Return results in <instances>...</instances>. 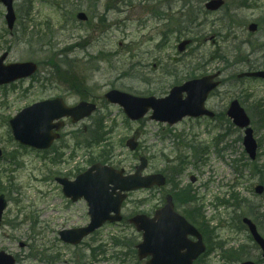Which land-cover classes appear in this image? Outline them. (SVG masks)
Returning a JSON list of instances; mask_svg holds the SVG:
<instances>
[{
	"label": "rangeland",
	"instance_id": "374dc122",
	"mask_svg": "<svg viewBox=\"0 0 264 264\" xmlns=\"http://www.w3.org/2000/svg\"><path fill=\"white\" fill-rule=\"evenodd\" d=\"M225 1V8L206 15L203 10L205 0H15L18 21L13 33L6 25V8L0 4V55L8 47L7 62L32 59L39 64L37 75L18 81L16 85L0 87V146L7 159L12 152L17 157L16 162L0 160V182L4 186V191L0 192H5L9 199L4 223L0 227V250L15 255L18 264H146L145 260L137 258L135 251L142 236L135 226L129 224L128 218L141 212L151 214L159 207L164 191L157 189L129 193L122 209L126 219L119 224H105L81 245H66L59 240V230L86 224L89 217L86 203H70L55 177L64 173L73 175L76 167L83 169L90 165L89 160L102 159L101 148L97 146L79 150L74 160H70L69 152L73 144L92 132L97 119L103 117L104 127L111 130V134L107 143L101 146L111 144L114 153L112 160L111 155L107 157L109 163L124 168L126 172H132L139 163L138 152L148 157L150 163L146 171L150 173L168 167L177 155L184 154L183 144L204 147L200 153L204 154L203 160L187 164L178 180L183 187L192 182V175L197 177L193 186L200 193L202 212L212 225L217 226L216 232L220 235L215 237L211 231L213 226L205 222L204 216L201 215L203 222L198 219L199 213L191 208H199L196 206L198 202L178 208L196 220L192 222L199 228V222L203 223L207 252L198 264H239L231 261L229 252L219 249L223 240L228 243L227 250L247 246L243 260L261 261V252L239 221L240 216L249 215L264 236V218L261 217L264 207H260L264 204V194L255 192V186L261 181L250 177L249 156L239 140L243 132L227 122L221 127L218 125L220 121L208 119L190 118L167 126L152 121L147 115L143 120L132 122L122 108L103 98L114 88L133 95H146L150 91L157 92L159 82L162 85L158 87L177 84L184 78L182 73L200 75L223 68L226 71L222 75L223 84L212 94L209 107L221 113L236 97L253 112L255 102L264 100V82L237 81L233 75L254 63L264 62V50L257 54L260 58H248L240 53L242 48L250 55L252 49L264 44V23H261L264 0ZM78 11L88 15L87 22L76 20ZM26 12L27 18L23 15ZM252 21L261 23L260 31L254 34H250L247 28ZM23 24L28 28L24 31V38ZM173 29L174 33L170 34ZM37 38H41V43L48 39V44L38 45ZM187 38H191L193 44L184 53L178 52L177 45ZM28 39H34L33 43ZM51 44L56 51L51 50ZM62 50L68 54L61 56L65 64L63 69L69 68V72L84 82L81 94L57 78L50 65L51 61L61 65V57L57 56ZM101 52L106 54L102 60L96 56ZM171 59L183 60L175 66ZM75 63H80L81 68L72 65ZM163 69L172 72V76L164 75ZM55 96H63L69 105L86 99L94 100L98 106V111L81 123L72 124L65 120L64 140L56 145L60 152L61 148L66 150L63 159L67 161L60 164L52 162L53 152L44 157V154L19 146L11 139L7 124L8 117L15 116L22 108ZM84 128L86 132L82 137L80 133ZM255 130L262 145L258 161L264 163V131L258 127ZM171 132L178 136L177 139L172 135L169 137ZM223 132L226 134L216 147L215 137ZM132 136H138L142 144L137 153L125 146L127 138ZM178 142L183 144L179 146ZM68 144H71L70 150ZM224 147L226 149L221 152ZM237 164L245 171L242 177L235 168ZM11 180L18 189L10 192ZM236 182H240L236 189L246 198L247 205L232 208L230 202L229 208L215 206L216 196L224 195ZM99 244L104 250L94 256L90 247ZM32 248L39 256L30 257ZM50 254H60L56 263L44 261Z\"/></svg>",
	"mask_w": 264,
	"mask_h": 264
},
{
	"label": "water",
	"instance_id": "95a60500",
	"mask_svg": "<svg viewBox=\"0 0 264 264\" xmlns=\"http://www.w3.org/2000/svg\"><path fill=\"white\" fill-rule=\"evenodd\" d=\"M2 1L9 8L10 12L7 16L10 24H12L15 18L12 14L13 0ZM223 3V0H211L206 7L217 10ZM78 17L83 20L87 19L86 14L82 12L79 13ZM250 27L251 30L257 29L256 24H251ZM183 46L184 44H182L181 48ZM6 56L7 53L0 58V84L28 77L37 71V65L33 62L5 66L3 63ZM251 75L264 77V71ZM204 79L207 80L202 82ZM211 79V77H207L199 81H191L184 86L183 90L182 88H175L166 99L133 97L116 89L107 93L106 98L113 103H120L129 117L135 120L145 115L150 107L155 109L153 117L164 121L177 122L186 115L201 116L203 113L212 116L205 109L204 104L208 93L217 85V83H212ZM183 91L187 92L188 97L186 100L182 98ZM95 108L94 104L87 102L68 108L62 99L39 102L22 110L17 117L11 120L13 133L24 144L38 148H48L54 138L58 137V135L52 133V129L58 130L61 127V124L53 122L55 119H60L62 116H71L73 121H78L85 116L91 115ZM228 114L234 118L235 123L239 126L249 125L247 114L236 101L233 102ZM246 135L244 145L249 155L254 159L258 145L253 139L251 129L246 130ZM128 145L132 150L137 147V143L133 139L128 141ZM142 161V164L137 168V173L126 178H123V172H116L110 167H101L97 164L93 168L98 169L96 175L85 173L75 182L69 183L70 185L67 184L66 194L72 196L74 201L82 195L88 200L92 221L87 228L62 231L60 233L61 239L78 244L84 236L98 229L107 220L120 221L122 219V215H120L121 203L127 197L121 191H129L140 188V186L150 187V185L155 183L161 185L166 182L162 175L142 177L141 170L146 166V161ZM111 184L114 186L111 187ZM72 186H77L80 189ZM263 191V186L257 187V192L262 193ZM6 204V200L1 196L0 224ZM111 212H114L115 215H111ZM155 214L156 216L152 219L143 214L131 218V222L137 225L139 231L144 230V241L137 246L139 258L143 259L151 256L152 259L148 264H193L194 260L205 251L202 234L199 233L196 227L174 211V204L170 196L167 199V204ZM243 221L248 225L254 239L264 252V238L259 235L255 224L249 219H244ZM190 235L196 236L198 240L196 242L191 241ZM0 264H16L15 258L5 251H0ZM241 264L256 263L246 261Z\"/></svg>",
	"mask_w": 264,
	"mask_h": 264
},
{
	"label": "trees",
	"instance_id": "16d2710c",
	"mask_svg": "<svg viewBox=\"0 0 264 264\" xmlns=\"http://www.w3.org/2000/svg\"><path fill=\"white\" fill-rule=\"evenodd\" d=\"M53 66L55 68L59 69L58 68L59 66H57V65H53ZM93 137H94V133H93ZM97 137L100 138V134L99 133H97ZM262 175L264 176V173H262ZM176 199H177V201L182 202L183 200H188V199L193 200V196L190 194V192L183 191L182 193L180 192V193L176 194ZM236 200H238V199H236ZM241 249L242 248H240L239 251L234 252L235 256H237L239 259H241L242 255H245V251L244 250L242 251ZM231 258L233 259L232 261H239L238 258L234 257V254H232Z\"/></svg>",
	"mask_w": 264,
	"mask_h": 264
}]
</instances>
